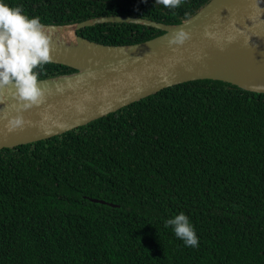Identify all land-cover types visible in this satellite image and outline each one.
Returning <instances> with one entry per match:
<instances>
[{
  "label": "trees",
  "instance_id": "obj_1",
  "mask_svg": "<svg viewBox=\"0 0 264 264\" xmlns=\"http://www.w3.org/2000/svg\"><path fill=\"white\" fill-rule=\"evenodd\" d=\"M208 1L6 0L42 23L129 14L170 24ZM78 32L128 44L164 30L105 22ZM72 71L51 61L39 78ZM180 211L198 247L164 227ZM0 264H264V92L194 79L0 149Z\"/></svg>",
  "mask_w": 264,
  "mask_h": 264
},
{
  "label": "water",
  "instance_id": "obj_2",
  "mask_svg": "<svg viewBox=\"0 0 264 264\" xmlns=\"http://www.w3.org/2000/svg\"><path fill=\"white\" fill-rule=\"evenodd\" d=\"M105 22L145 24L164 32L128 44L101 43L78 32ZM43 25L51 38V61L75 71L39 78L44 90L41 103L22 110L25 123L11 130L8 118L17 114L18 102L11 95L12 85L0 87V149L66 132L162 88L194 79H219L264 92V0L258 4L210 0L172 24L128 14ZM181 28L190 38L169 45L170 36ZM206 29L215 37H206ZM230 34L236 38L229 42L225 38Z\"/></svg>",
  "mask_w": 264,
  "mask_h": 264
},
{
  "label": "clouds",
  "instance_id": "obj_3",
  "mask_svg": "<svg viewBox=\"0 0 264 264\" xmlns=\"http://www.w3.org/2000/svg\"><path fill=\"white\" fill-rule=\"evenodd\" d=\"M156 2L174 9L180 6L182 0ZM256 2L258 4L259 0ZM234 31L242 34L240 29ZM204 35L215 37V33L207 29ZM189 38L190 33L181 28L170 36L168 43L179 45ZM235 38L234 34H230L225 39L230 42ZM50 40V36L44 31L40 16H29L23 11L22 5L12 6L6 0H0V87L12 85L14 90L11 95L18 102L17 114L8 118L9 130L25 123L21 115L22 110L41 103L43 99L44 90L39 85V74L44 65L52 59ZM58 91L62 89L58 88ZM163 224L165 228L171 227L175 237L181 240L185 247H198L199 237L185 212L180 211L165 219Z\"/></svg>",
  "mask_w": 264,
  "mask_h": 264
}]
</instances>
